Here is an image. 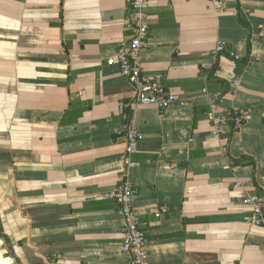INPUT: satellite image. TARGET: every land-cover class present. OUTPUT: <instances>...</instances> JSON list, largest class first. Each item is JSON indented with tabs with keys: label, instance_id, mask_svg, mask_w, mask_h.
I'll list each match as a JSON object with an SVG mask.
<instances>
[{
	"label": "crops",
	"instance_id": "0c3cea01",
	"mask_svg": "<svg viewBox=\"0 0 264 264\" xmlns=\"http://www.w3.org/2000/svg\"><path fill=\"white\" fill-rule=\"evenodd\" d=\"M130 1L0 0V264H128L107 197L123 121L143 134L127 175L149 264H264V227L242 204L264 202V0H149L139 60L175 95L165 111L129 107L106 64ZM211 102L249 111L226 140L210 135Z\"/></svg>",
	"mask_w": 264,
	"mask_h": 264
},
{
	"label": "built area",
	"instance_id": "2783aa9c",
	"mask_svg": "<svg viewBox=\"0 0 264 264\" xmlns=\"http://www.w3.org/2000/svg\"><path fill=\"white\" fill-rule=\"evenodd\" d=\"M213 5L217 10L221 8L218 1H213ZM148 8L149 0L130 1L129 16L123 23L126 40L117 49L114 57L106 60V64L118 65L121 76L124 77L132 92L129 107H152L159 111H165L174 103L175 95L165 86L162 75L143 77L139 60V51L145 44L150 30ZM259 28L262 29V26ZM223 52H225L224 46L218 44L212 50L211 57L216 60L218 55ZM238 85V81L232 83L234 88ZM210 108L212 111L207 115L211 127L210 135L221 140H226L229 136V123H232L233 128H236L244 123L249 115V111L214 114V102L210 103ZM119 134L122 136L125 146L123 178L119 185L107 193V197L115 204L117 213L122 218L121 251L127 256L128 264H149L146 249L147 237L141 228V219L134 206L137 189L127 175L128 170L133 166L132 156L143 141V134L130 121H123L120 124ZM242 204L252 212V225L264 227L262 198L257 194L248 195L243 198ZM166 211L167 207L161 205L154 213V217L158 219Z\"/></svg>",
	"mask_w": 264,
	"mask_h": 264
},
{
	"label": "trees",
	"instance_id": "16d2710c",
	"mask_svg": "<svg viewBox=\"0 0 264 264\" xmlns=\"http://www.w3.org/2000/svg\"><path fill=\"white\" fill-rule=\"evenodd\" d=\"M215 68H216V67L213 66V68L211 69L209 75L212 74V73L214 72ZM231 126H232V123H231V124L229 123V132H231V130H230Z\"/></svg>",
	"mask_w": 264,
	"mask_h": 264
}]
</instances>
